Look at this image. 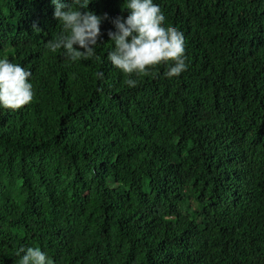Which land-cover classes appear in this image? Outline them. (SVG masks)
Instances as JSON below:
<instances>
[{
    "label": "trees",
    "instance_id": "trees-1",
    "mask_svg": "<svg viewBox=\"0 0 264 264\" xmlns=\"http://www.w3.org/2000/svg\"><path fill=\"white\" fill-rule=\"evenodd\" d=\"M154 2L188 67L130 88L107 58L123 0H89L108 18L75 62L47 47L51 0H0V57L34 91L0 109V264L20 246L54 264H264V0Z\"/></svg>",
    "mask_w": 264,
    "mask_h": 264
},
{
    "label": "clouds",
    "instance_id": "clouds-1",
    "mask_svg": "<svg viewBox=\"0 0 264 264\" xmlns=\"http://www.w3.org/2000/svg\"><path fill=\"white\" fill-rule=\"evenodd\" d=\"M53 17L60 22L61 32L50 40L47 47L52 52L63 50L69 61L90 59L95 55L101 22L108 14L97 15L89 10V0H51ZM122 9L127 15L111 19L114 31L108 32L112 48L107 53L111 65L128 74V87L137 86L133 75H146L149 70L166 65L165 77L179 76L187 70L185 39L175 26H165L161 5L154 0H123ZM83 9V11H82ZM75 45V47H74ZM102 76V73H98ZM32 72L8 57H0V109L18 110L34 98ZM15 255L18 264H54L52 258L38 247L20 246Z\"/></svg>",
    "mask_w": 264,
    "mask_h": 264
}]
</instances>
